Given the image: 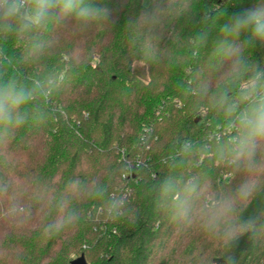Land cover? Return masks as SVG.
Returning <instances> with one entry per match:
<instances>
[{
    "label": "trees",
    "instance_id": "trees-1",
    "mask_svg": "<svg viewBox=\"0 0 264 264\" xmlns=\"http://www.w3.org/2000/svg\"><path fill=\"white\" fill-rule=\"evenodd\" d=\"M91 3L110 16L54 15L26 34L0 32V77L46 87L22 109L24 124L0 128V186L30 210L26 220L10 221L8 198L0 197V264H71L81 255L89 264H224L229 255L232 264H264V176L231 217L235 224L254 219L257 234L235 246L195 217L180 220L172 197L160 191L171 178L183 199L184 185L194 181L198 208L234 195L246 179L216 154L218 142L234 134L225 115L197 114L191 90L214 89L231 63L228 46L264 72V41L243 45L247 33L220 31L264 0ZM154 7L158 22L139 26L141 13ZM61 204L77 214L73 225L45 235Z\"/></svg>",
    "mask_w": 264,
    "mask_h": 264
},
{
    "label": "clouds",
    "instance_id": "clouds-1",
    "mask_svg": "<svg viewBox=\"0 0 264 264\" xmlns=\"http://www.w3.org/2000/svg\"><path fill=\"white\" fill-rule=\"evenodd\" d=\"M159 12V7L145 10L136 23L141 27L153 25L158 22ZM73 14L81 20L110 16L109 10L93 6L91 0H0V32L15 30L26 34L46 24L54 15L64 18ZM220 31L224 37L247 33L243 45L264 41V7L245 9L224 23ZM221 44L226 45L227 41ZM227 55L231 63L214 89L205 84L192 89L191 94L197 98L194 106L197 114L213 110L225 115L234 134L218 142L216 154L233 170L244 172L246 179L234 195L211 197L198 208L194 207V197L199 195L194 181L184 185L183 199L175 195L177 184L171 178L163 182L160 191L164 199L172 197L180 220L191 224L195 217L205 232L220 236L226 246H235L242 236L250 233V238H254L257 234L254 219L235 224L231 217L238 205L253 196L264 176V72L252 69L241 56L239 47L228 46ZM45 95L44 81L33 80L28 87L14 79L4 81L0 77V128L7 132L10 127L24 124L28 118V112L22 110L24 106ZM8 188L7 184L0 186V197L7 196L9 201L4 216L13 222L26 220L30 210L14 195L9 196ZM65 208L66 205L61 204L62 214L45 227V235L59 233L73 225L77 214L72 210L65 212ZM233 260L229 255L224 258V264H232Z\"/></svg>",
    "mask_w": 264,
    "mask_h": 264
},
{
    "label": "rangeland",
    "instance_id": "rangeland-1",
    "mask_svg": "<svg viewBox=\"0 0 264 264\" xmlns=\"http://www.w3.org/2000/svg\"><path fill=\"white\" fill-rule=\"evenodd\" d=\"M144 3L145 4H148L149 3V0H144ZM96 60H94V63H95ZM135 71L136 73L143 79H147L148 77V73H147V70H146V67L144 64L142 63H137L136 66H135Z\"/></svg>",
    "mask_w": 264,
    "mask_h": 264
},
{
    "label": "water",
    "instance_id": "water-1",
    "mask_svg": "<svg viewBox=\"0 0 264 264\" xmlns=\"http://www.w3.org/2000/svg\"><path fill=\"white\" fill-rule=\"evenodd\" d=\"M199 120H200V117H198V118L196 119V122H198ZM71 264H89V263L87 262L85 256H84V255H81V256L75 258V259L71 262Z\"/></svg>",
    "mask_w": 264,
    "mask_h": 264
}]
</instances>
